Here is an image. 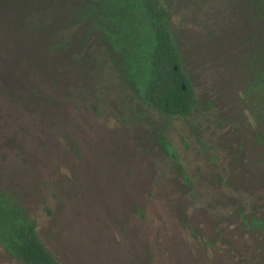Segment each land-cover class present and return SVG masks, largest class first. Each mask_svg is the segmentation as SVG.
I'll return each instance as SVG.
<instances>
[{
  "label": "rangeland",
  "instance_id": "rangeland-1",
  "mask_svg": "<svg viewBox=\"0 0 264 264\" xmlns=\"http://www.w3.org/2000/svg\"><path fill=\"white\" fill-rule=\"evenodd\" d=\"M163 2L186 115L141 0H0V264L11 220L61 264H264V0Z\"/></svg>",
  "mask_w": 264,
  "mask_h": 264
},
{
  "label": "trees",
  "instance_id": "trees-1",
  "mask_svg": "<svg viewBox=\"0 0 264 264\" xmlns=\"http://www.w3.org/2000/svg\"><path fill=\"white\" fill-rule=\"evenodd\" d=\"M141 3V26L153 36L144 97L164 114L186 115L195 102V92L181 66L172 34L171 12L163 0H141ZM1 239L24 264H61L38 238L32 223L7 221Z\"/></svg>",
  "mask_w": 264,
  "mask_h": 264
}]
</instances>
